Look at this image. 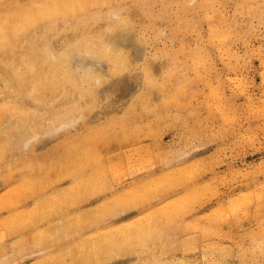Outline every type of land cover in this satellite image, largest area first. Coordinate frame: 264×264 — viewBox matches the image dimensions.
I'll return each mask as SVG.
<instances>
[{
	"label": "bare ground",
	"instance_id": "obj_1",
	"mask_svg": "<svg viewBox=\"0 0 264 264\" xmlns=\"http://www.w3.org/2000/svg\"><path fill=\"white\" fill-rule=\"evenodd\" d=\"M143 1L0 0V38L7 41L0 46V149H4L0 150V212L6 214L0 220V264H37L41 259L56 264H90L108 258L107 253L116 249L110 258L112 264L114 257L124 255L121 247L135 245L128 236L132 238L139 231L138 223L120 228L114 223L126 211L120 209L129 208L128 194L114 197L103 161L91 153L97 147L105 149L114 141L126 140L114 137V121L133 115L140 106L144 109L150 97L141 88L116 113L111 99L114 79L139 66L132 78L146 90L151 86H201L198 73L206 55L193 51L186 55L185 64H176L177 69H164L166 79L159 80L153 77L152 64L144 53L147 36L109 28L118 23L117 15L142 24L145 18L136 14L138 6H147L148 14L159 11L148 16L149 20L160 14L158 19H166L162 12L168 6H173L176 14L188 12L182 17L187 18L197 8L208 11L213 0ZM40 4L88 6L62 7L56 14L35 7ZM242 5L255 8L264 5V0H245ZM189 23L196 26L197 21ZM221 35L210 30L212 38ZM202 85L211 86L207 81ZM95 116L99 118L93 119ZM85 121L93 125L87 127ZM64 180L73 182L72 192H46V187ZM108 193L112 196L102 198ZM27 199H31L30 205ZM147 256L150 254L139 255L138 261H151Z\"/></svg>",
	"mask_w": 264,
	"mask_h": 264
},
{
	"label": "rangeland",
	"instance_id": "obj_2",
	"mask_svg": "<svg viewBox=\"0 0 264 264\" xmlns=\"http://www.w3.org/2000/svg\"><path fill=\"white\" fill-rule=\"evenodd\" d=\"M243 1L213 0L208 11L197 8L187 18L182 17L188 12L176 14L168 6L162 12L166 19H158L160 14L153 20L148 16L159 11L148 14L147 6L136 7V14L145 18L143 25L137 24V35L147 36L144 53L152 64L153 77L165 80V71L185 64L195 50L206 55L198 73L201 86H151L146 90L132 78L138 67L114 79L111 99L116 113L141 88L149 94L150 104L145 102L144 109L140 106L133 115L114 121V137L126 140L91 153L103 161L114 197L127 193L130 200L126 202L129 208L120 209L126 211L114 223L119 228L138 223L139 231L132 238L129 234V240L140 246L142 255L150 254L151 260L210 264L218 258V250L227 246L234 252L227 258L240 264L239 248L234 245H255V258L260 259L258 246L264 238V20L261 6L246 9ZM191 20L197 21L196 26ZM211 29L223 35L212 38ZM189 78L191 82L192 75ZM204 81L211 86H203ZM74 187L64 180L45 189L48 194L62 195ZM27 200L30 205L31 199ZM236 204H242L243 211L239 217L230 216ZM4 216L0 212V220ZM139 255L124 252L112 264H137ZM249 258H253L251 252Z\"/></svg>",
	"mask_w": 264,
	"mask_h": 264
},
{
	"label": "snow or ice",
	"instance_id": "obj_3",
	"mask_svg": "<svg viewBox=\"0 0 264 264\" xmlns=\"http://www.w3.org/2000/svg\"><path fill=\"white\" fill-rule=\"evenodd\" d=\"M88 5L85 4H64V5H60V4H40V5H36L35 7H38L40 9L46 10V11H52L55 12L56 14L59 13V10L63 7V8H76L79 7L80 9H84L85 7H87ZM191 7H194L195 4L193 3L192 5H190ZM18 7V6H17ZM94 7V5H93ZM125 7H130V6H125ZM213 7H215V5H213ZM262 8V20H264V5H261ZM116 20H117V24L114 27H110L109 31H124V32H128V33H137L138 28L136 23L128 16H120L117 15L116 16ZM3 33V29H0V35H2ZM7 44V41L0 38V46H5ZM124 53L121 52V58H124ZM262 60H264V56L261 57ZM147 57H145V74L148 75L149 74V69L147 66ZM139 67V66H137ZM18 78H22L19 76L18 74ZM90 95H92L90 93ZM94 106V105H90ZM4 107H9V106H4ZM0 150H4V149H0ZM261 167L264 168V161L261 162ZM261 201L264 202V194L261 195ZM243 211V205L242 204H236L233 205L231 208V211L229 213L230 216L233 217H239L240 212ZM261 227L264 228V221L261 222ZM188 244H191V241H188ZM139 247L140 246H136V245H132V246H123L121 247L120 251L123 252H127V251H135L137 254L142 255V253H140L139 251ZM239 248V257H240V264H264V238L261 239L259 246H258V251H259V257L260 259H256L255 258V253L257 252V247L254 245L250 248H245L242 245H234V248ZM249 252H251L253 254V258H249ZM114 252H109L107 253V257L106 259H97L94 262H90V264H111V256L114 255ZM234 254L233 250H230L227 246H224L223 248H220L218 250V258L214 259L213 261L210 262V264H233V262H231L227 257L229 255ZM9 264H12V262H9ZM37 264H56L55 261H50L48 259H41L37 261ZM137 264H146L145 261L140 260L137 262ZM147 264H165V262L163 260H151L148 261ZM179 264H183V262H179Z\"/></svg>",
	"mask_w": 264,
	"mask_h": 264
}]
</instances>
